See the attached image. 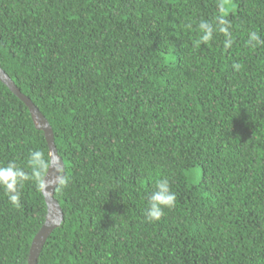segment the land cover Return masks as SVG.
<instances>
[{
    "label": "trees",
    "instance_id": "16d2710c",
    "mask_svg": "<svg viewBox=\"0 0 264 264\" xmlns=\"http://www.w3.org/2000/svg\"><path fill=\"white\" fill-rule=\"evenodd\" d=\"M201 21L214 31L197 46ZM251 32L264 41V0H0V67L50 122L69 178L38 264H264V43ZM34 150L50 158L0 80V166L30 171ZM161 178L176 206L149 222ZM18 190L19 208L0 187V264H28L46 220L35 182Z\"/></svg>",
    "mask_w": 264,
    "mask_h": 264
},
{
    "label": "clouds",
    "instance_id": "9594fccd",
    "mask_svg": "<svg viewBox=\"0 0 264 264\" xmlns=\"http://www.w3.org/2000/svg\"><path fill=\"white\" fill-rule=\"evenodd\" d=\"M219 25V32L226 37L225 47H230L232 44L230 24L228 21L220 16L217 17ZM199 31L202 33L199 40L195 43L197 46L201 43H207L213 36V26L207 21H201ZM256 43H264L256 32H251L249 37V44L255 47ZM234 67L239 69L240 65L234 63ZM28 163L30 171H25L24 168L18 167L14 161H9L7 165L0 166V187H3L8 195L9 201L12 205L20 207L21 193L18 190L23 185V182L33 180L38 191L45 194H50L56 185L67 186L69 178L61 174V169L55 164L50 163V158H46L45 154L40 150H34L29 153ZM55 167V175L48 179L44 173L46 170ZM176 194L171 190L170 182L167 178L157 180L149 196V208L145 216L149 222L158 221L164 215V209L174 208L176 206Z\"/></svg>",
    "mask_w": 264,
    "mask_h": 264
},
{
    "label": "water",
    "instance_id": "95a60500",
    "mask_svg": "<svg viewBox=\"0 0 264 264\" xmlns=\"http://www.w3.org/2000/svg\"><path fill=\"white\" fill-rule=\"evenodd\" d=\"M0 80L6 84L9 89L17 95L23 102L27 105L30 110L31 117L34 121V124L37 129L42 130L44 132L49 152L51 163L55 164L57 167L61 169V174L65 175V164L63 159L60 157L58 153V149L55 143V135L54 130L45 117V115L38 109V107L33 103V101L27 97L25 94L21 92L12 78L0 67ZM55 175V167H51L48 169L46 173V177L51 179L52 176ZM56 185L50 194H44L45 200L47 203V215L44 224L40 227V230L35 235L28 257V264H38L40 254L44 248V245L51 234L57 229L64 220V213L59 201L55 198V190Z\"/></svg>",
    "mask_w": 264,
    "mask_h": 264
}]
</instances>
